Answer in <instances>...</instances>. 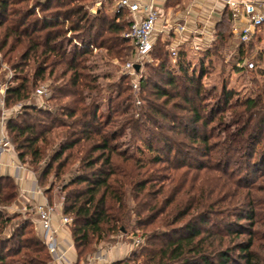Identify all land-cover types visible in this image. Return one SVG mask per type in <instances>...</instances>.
Listing matches in <instances>:
<instances>
[{
	"label": "trees",
	"instance_id": "1",
	"mask_svg": "<svg viewBox=\"0 0 264 264\" xmlns=\"http://www.w3.org/2000/svg\"><path fill=\"white\" fill-rule=\"evenodd\" d=\"M86 1L0 0V78L3 63L14 71L5 107L22 108L8 118L6 133L50 204L62 200L63 213L72 218L78 261L130 229L151 227L142 234L147 244L141 251L134 248L113 264L140 257L141 264H264V184L243 182L230 170L235 165L247 177L264 164V149H257L264 140L263 98L234 100L223 86L216 105L224 103V109L217 117L206 109L212 90L203 83L204 61L199 75L191 73V62L181 56L174 61L168 43L158 39L151 52L156 65L145 64L148 76L140 78L139 92H150V98L136 106L132 93L126 94L130 76L102 85L89 65L97 51L120 61L131 56L133 44L125 36L131 23L123 11L91 14ZM231 24L227 9L206 57L220 56ZM46 81L51 95L48 107H41L33 92ZM106 93L103 114L99 99ZM227 111L225 137L212 142L209 127L215 119L222 123ZM117 112L127 117L118 122ZM2 113L0 107V118ZM127 130L139 135L153 159L120 148ZM76 161V174L65 181ZM55 181L62 182L58 194ZM17 197L14 179L0 177V264H50L31 218L3 234L12 221L3 210ZM160 237L168 240L150 248Z\"/></svg>",
	"mask_w": 264,
	"mask_h": 264
},
{
	"label": "rangeland",
	"instance_id": "2",
	"mask_svg": "<svg viewBox=\"0 0 264 264\" xmlns=\"http://www.w3.org/2000/svg\"><path fill=\"white\" fill-rule=\"evenodd\" d=\"M111 1L112 0H90V1H86L85 3L87 4V7L90 13L95 14L98 9L103 8L102 3H105L106 4L105 6L108 7L109 2ZM114 6H115L113 7L114 11H110V13H108L110 16H113L116 14L115 13L116 12L115 10L117 9L116 0H115ZM123 15L126 17L127 20L130 19V14L126 10H123ZM237 48H238L237 40H235L232 35V40L231 38L228 40L226 46L223 48V50H221L219 57H215L211 61L204 62L205 69L207 70L208 74L204 77L203 83L208 90L210 91L212 90L211 96H209L208 101L206 103L207 104L206 109L207 111L214 109L215 114H217V117H219L220 114H222V111L220 110L224 109V103H221V105H216V101L217 99H219V96L222 93L223 86L230 92H233L234 100L236 99L245 100L247 98H254L256 96H261L264 100V40L256 41L255 43H251L250 45L245 46L246 50L242 54V56H244L243 60L240 59V57L242 56L240 55L241 53L239 52ZM236 50L238 51L236 52ZM256 53H258L255 59L256 68L249 69L246 65L250 61L249 57L251 56V54L255 55ZM129 57H124L123 61H120L117 59H109L108 57H106L104 51H97L94 54V56L90 59L89 65L92 69V73L100 77L99 82L102 85H105V84H108L109 82H117L121 80L122 66L129 59ZM0 58H1V55H0ZM190 62H191V67L189 68V71L191 73L195 71L199 75L200 69H201L200 60L195 57V60L194 61L190 60ZM146 64L156 65V62L152 59L151 55L147 59ZM3 72L5 74L2 78H0V83L6 84V86H8V84L11 82L12 78L14 77V71L5 62L3 63L2 68H1V73L3 74ZM148 73H149L148 67H144L142 71V75L147 77ZM50 84H51L50 81H46L44 83H41L37 88H39L42 85L50 88ZM130 86H131V90L127 91L126 94L132 93L133 101L136 104V106L141 105V103L138 104V101L142 102L141 101L142 97L150 98V92H146L142 94L139 91H136L134 87L132 86V81L130 82ZM35 92L36 90L33 92V96ZM112 95H115V92H112ZM107 97L108 95L106 93V94H103L102 97L99 99L100 112L103 114H106L107 112V106H108ZM47 98L48 97L41 99L39 97L34 96L33 102H35L36 104L37 103L45 104L44 107H46L47 104L45 103V100ZM130 101L131 100H129V102ZM132 106L134 107V104H132ZM1 108L3 112V107ZM12 109H13V114H17L22 109L21 103L12 107ZM224 114H225L223 115L224 119L222 120L223 124L220 123L218 119H215L214 122H212V124L209 127V129L212 128L215 132V138L212 139V142L217 143L223 140L225 137V133L222 132V129L224 128L225 124L226 125L228 124L229 126L230 111L224 112ZM115 116L116 118H118V122L123 121L124 118L127 117V115H124L120 112H117ZM1 121H2V116L0 118V124H1ZM230 128L232 129V127ZM137 137H139L138 134H137ZM137 137L133 138L130 135V131L127 130L125 132V135L122 136L121 138L120 148L124 150H128L129 153L134 154L137 159H141L145 161H149L153 159V157L155 156V153L153 154L149 152V150L144 147L143 143L138 141ZM259 148L264 149V140H262L260 145L257 147V149ZM255 156H258V154ZM237 157H239V161L244 159L242 155H238ZM26 165L28 166V164ZM28 168L32 170L33 167L28 166ZM68 168H70V170L67 172V174L64 177L65 181H68L76 174L79 168L78 161L71 164L70 167ZM238 168L239 167L235 165L230 167V170L237 171V173L235 172L237 174L236 178L241 177L243 182H248V184H255V185L264 184V164L259 167L260 171L253 170L249 173L247 177L246 175L243 174V170L241 169V171H239ZM49 181H51V179ZM61 184L62 182L60 183L59 181L57 182L55 181V188H54L55 194H58L59 192L58 187ZM46 186H49V182L47 183ZM41 187L42 189L44 188V186H41ZM226 191H228V189H225V192ZM56 201H58L57 197H55L54 203H56ZM16 203L19 205L18 197L15 200V202L9 206V208L3 210L7 215L12 217L11 223L8 225V227L3 232V234L5 235H9L10 232L13 231V229L16 228V226H18L21 223V220H24L25 218H31L30 216L28 215L25 216L23 213L19 212L18 209H16L17 208ZM150 229L151 227L145 228V230L143 228L140 230L130 229L128 233L120 234L116 242L114 243L113 242H109V243L103 242L102 244H105V246H110L113 244L117 246L118 248L119 247L122 248L123 246H126L129 243H132L133 249L136 248L137 250L141 251V247L147 244V239L145 236L142 237V234L149 232ZM242 238H246V236ZM138 239H140L141 241L139 244L136 243ZM165 240H168V237H160L159 239H156L155 240L156 243L154 244V246H151L150 248H154L158 244L161 245ZM132 250L129 251L126 257L131 254ZM143 254H145L144 251H143ZM142 261H143V258L140 257L139 259L135 258V260L134 261L132 260L131 263L135 264L136 262V264H141Z\"/></svg>",
	"mask_w": 264,
	"mask_h": 264
},
{
	"label": "crops",
	"instance_id": "3",
	"mask_svg": "<svg viewBox=\"0 0 264 264\" xmlns=\"http://www.w3.org/2000/svg\"><path fill=\"white\" fill-rule=\"evenodd\" d=\"M141 4H154L161 12V17L156 25L155 41L161 39L168 43L169 49H175L178 52V58L185 57L189 61H194L195 57L202 61H211L215 56L206 57V51L210 49L216 41L217 25L222 21L223 15L231 5L228 3L241 2H264V0H137ZM102 3V2H101ZM100 3V5H101ZM102 3V7L107 13L114 11L115 0L109 2L108 7ZM110 9V10H109ZM114 16V15H113ZM141 18L142 14H136ZM233 24V23H232ZM231 24V25H232ZM240 24V23H238ZM232 28V27H231ZM232 33V30H231ZM231 34V40H232ZM264 40V26L257 29L247 43L239 47V52L245 46ZM258 53L251 54L249 59L255 61ZM244 58V57H243ZM6 84L0 83V99L5 98ZM8 109V108H6ZM13 114V109H8L4 123L0 124V131L6 133V122ZM12 177L18 188V202L28 200L31 205L40 203H49V197L44 188L38 184L35 173L28 168L26 163H22L18 157L14 146H10L5 151L0 152V177ZM56 213L54 226L59 228V242L66 251V261L64 264H113L117 260H122L133 249V244L129 243L122 248L115 245L105 246L100 244L98 250L90 257L78 261V254L74 244V239L69 225L63 227L60 225V217L63 213V202L58 199L56 203ZM51 204V205H53ZM18 207V204L16 203ZM27 216L28 214H24ZM31 217L33 226L34 215ZM37 235V234H36ZM40 234L38 237H42ZM120 254V255H119ZM120 256V257H119Z\"/></svg>",
	"mask_w": 264,
	"mask_h": 264
},
{
	"label": "built area",
	"instance_id": "4",
	"mask_svg": "<svg viewBox=\"0 0 264 264\" xmlns=\"http://www.w3.org/2000/svg\"><path fill=\"white\" fill-rule=\"evenodd\" d=\"M117 9L116 14L120 11L126 10L130 14L129 22L131 23L129 31L125 34L131 39L133 44V52L129 59L122 66V75L130 76L132 78V86L136 91L140 90V78L145 67L147 59L150 57L154 43L156 25L161 17V12L154 4H141L137 0H116ZM228 3L231 5V19H232V34L233 38L237 40L238 50L244 44H247L253 37L255 31L264 26V2H241ZM141 13L142 17L137 18L136 14ZM240 23V24H238ZM236 50V52L238 51ZM172 57L176 61L178 52L171 49ZM135 64L140 65V69H135ZM240 65V64H239ZM249 69H255L256 63L253 59L246 64ZM51 91L46 86H40L36 89L35 97L44 99L49 97ZM141 102L138 101V104ZM37 105L44 107L45 104ZM0 106L3 107L2 122L4 123L6 112L4 98L0 99ZM10 146H13L7 133L0 131V152L5 151ZM23 214L34 215L33 229L39 236L43 234L40 239L46 245L50 255V264H64L66 261V251L61 247L59 242V228L54 226V219L56 213V206L49 203L37 202L31 205L28 200L19 201L16 208ZM60 225L68 227L72 223V218L68 215L62 214L60 217ZM141 241H136L139 244Z\"/></svg>",
	"mask_w": 264,
	"mask_h": 264
},
{
	"label": "water",
	"instance_id": "5",
	"mask_svg": "<svg viewBox=\"0 0 264 264\" xmlns=\"http://www.w3.org/2000/svg\"><path fill=\"white\" fill-rule=\"evenodd\" d=\"M135 69L139 70L140 69V65L139 64H135Z\"/></svg>",
	"mask_w": 264,
	"mask_h": 264
}]
</instances>
